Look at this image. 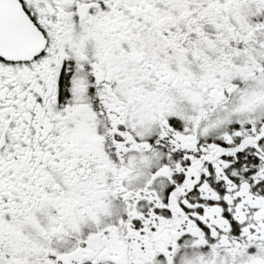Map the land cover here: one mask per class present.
Masks as SVG:
<instances>
[{
    "label": "snow or ice",
    "instance_id": "6c2138e0",
    "mask_svg": "<svg viewBox=\"0 0 264 264\" xmlns=\"http://www.w3.org/2000/svg\"><path fill=\"white\" fill-rule=\"evenodd\" d=\"M0 264H264V0H0Z\"/></svg>",
    "mask_w": 264,
    "mask_h": 264
}]
</instances>
